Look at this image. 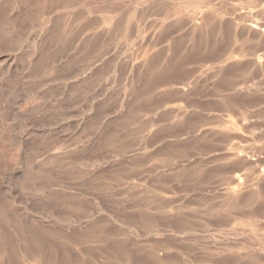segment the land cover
Returning a JSON list of instances; mask_svg holds the SVG:
<instances>
[{
	"label": "rangeland",
	"instance_id": "374dc122",
	"mask_svg": "<svg viewBox=\"0 0 264 264\" xmlns=\"http://www.w3.org/2000/svg\"><path fill=\"white\" fill-rule=\"evenodd\" d=\"M0 264H264V0H0Z\"/></svg>",
	"mask_w": 264,
	"mask_h": 264
}]
</instances>
